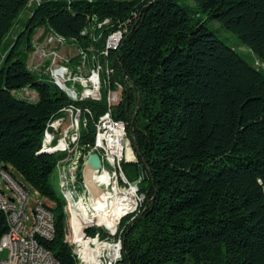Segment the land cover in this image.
<instances>
[{"label":"trees","instance_id":"1","mask_svg":"<svg viewBox=\"0 0 264 264\" xmlns=\"http://www.w3.org/2000/svg\"><path fill=\"white\" fill-rule=\"evenodd\" d=\"M27 1L0 0V43L21 8L31 7L0 55V165L53 201L54 233L39 242L58 264H77L64 240V198L49 182L64 152H42L41 135L64 106H87L80 146L89 148L105 102L70 99L26 58L39 26L38 39L54 33L87 45L91 56V43L101 47L118 21L126 31L107 59L123 97L112 114L125 122L135 153L122 161L126 176L136 179L140 164L145 172L138 211L119 220L116 264H264V72L199 16L218 20L264 65V0H193L194 10L177 0ZM23 39L26 49L18 51ZM76 227L79 238L101 233ZM5 230L0 210V235Z\"/></svg>","mask_w":264,"mask_h":264},{"label":"built area","instance_id":"2","mask_svg":"<svg viewBox=\"0 0 264 264\" xmlns=\"http://www.w3.org/2000/svg\"><path fill=\"white\" fill-rule=\"evenodd\" d=\"M30 2L28 0L27 5ZM125 31L126 22L118 21L106 33L103 45L96 47L95 56H87V45L55 43L54 60L48 64L49 75L67 85L75 96L93 100L103 97L105 102L104 110L93 119L97 141L95 145L89 146V153L95 151L98 155L99 167L90 171L84 184L103 205L101 237L98 241L99 258L94 264L117 263L121 250L119 220L128 213L135 214L143 198L134 182L138 177L129 179L123 172L122 161L132 160L134 156L125 122L112 114L115 104L122 100L123 85L113 76L114 68L109 64L107 56L118 46ZM95 38L93 34L92 40ZM70 47H77V57L72 60L71 68H64L63 59L68 58L66 54ZM32 64L33 53L29 51L26 65ZM87 116H91L87 106L74 107L68 104L56 119L57 132L61 139L69 143V150L80 139V127L85 124ZM62 161H67V153L57 160V167L60 168ZM94 187L97 191H94ZM36 195L40 194L35 188H32L30 195L27 187L15 178L8 167L0 165V210L6 221V230L0 235V251L5 249L0 264H58L51 251L39 242V238L52 237L54 224L50 205ZM108 197H115L119 201V209L107 206ZM27 207L31 213L30 218L26 212ZM63 211L64 240L70 244L78 239L76 216L79 212L69 209Z\"/></svg>","mask_w":264,"mask_h":264},{"label":"bare ground","instance_id":"3","mask_svg":"<svg viewBox=\"0 0 264 264\" xmlns=\"http://www.w3.org/2000/svg\"><path fill=\"white\" fill-rule=\"evenodd\" d=\"M106 23H108V19H104L102 23L100 22V24L98 23V26H100L101 24H106ZM82 34H84V32H82ZM92 37L93 35L91 34V38ZM57 38H58L57 44H62V43L67 42L63 38H60L59 36H57ZM33 46H34V43H33ZM47 46L48 45L46 44L44 48L47 49L49 47ZM79 46H81V44ZM96 47H93L92 43L89 46L88 49L92 51L91 56H95ZM49 48H51L50 52L44 55V57H46L45 59L43 58L44 60H47V65L44 68L43 72H45L50 77V79L63 92L66 93V95L70 99L72 100L84 99L82 97L75 96L73 91H70L67 88V85H65L63 82L58 81L55 77L49 75L48 64H49V61L54 60L53 48L52 47H49ZM36 49L37 48L34 46V51ZM73 50L76 53L74 55L75 57L77 56V47H73ZM87 51L88 50L86 49V54L87 56H89ZM73 59L71 57L64 58L63 59L64 68H71ZM38 68H41V67H38ZM74 107H80V106L75 105ZM56 119L57 118L53 119L51 122L47 124L43 137H42L40 150L42 152H49L51 150H54V151H61V152L67 153V161H62L60 168L57 167L56 165L60 194H62L64 201H65L64 209H69L72 211L79 212L76 216V226H79L80 224H86L88 226H95L101 229L102 220H103V205L101 201L99 200V198L96 197L91 191L87 190L86 187L84 186L86 179L90 176V171L88 169L85 170L83 168V162L86 158V155L89 153V148L83 149L80 146V139H79L77 143H73V145L71 146V149L69 150V143L61 139L60 135L57 132V129L55 126ZM96 141H97V132L95 131V143ZM91 188L93 187L91 186ZM94 191H97L96 187H94ZM74 195H75V198H74ZM107 206L112 209H119V201H117L115 197H108ZM76 231H77V227H76ZM100 237H101V233L96 232L93 236L79 238V233H78V239H74L72 243H70L72 244V251L77 259V264L79 263L80 264H94V262H98V258H99L98 241L100 240Z\"/></svg>","mask_w":264,"mask_h":264},{"label":"rangeland","instance_id":"4","mask_svg":"<svg viewBox=\"0 0 264 264\" xmlns=\"http://www.w3.org/2000/svg\"><path fill=\"white\" fill-rule=\"evenodd\" d=\"M35 1H37V0H31L30 4H28V5H31V4L35 3ZM177 1L181 2L182 4H184L186 6H188V8L190 10H194L195 9L193 0H177ZM30 8L31 7L24 6L19 11L16 23H14L10 27V29L7 32L6 36L2 39V41L0 43V55H1L2 51H3V49H4L5 44L7 43V40L9 38H12L18 32V30L22 27V24L25 21ZM199 16H200V18L204 19L203 21H204L205 26L207 28H209L210 30H212L214 32V34L218 38H220L226 44L232 46L246 61L252 62L256 67L261 68L262 71L264 72V65L262 63L258 62V58L256 57V55L246 45L241 43L237 39V37L235 36V34L233 32H231L230 30L226 29L223 25H221V23L218 20L212 19V18H205V14L203 12H200ZM42 28H43L42 26L37 27L35 29V31L33 32V34H32V37L33 38L35 37L34 38L35 39L34 46L37 49L34 52H32L33 53V64L28 66V68L30 70H35L36 71V70H40V68H38V67H41V68H45L46 67L47 64L45 65V63L47 62V60H44L46 58V57H44V55L49 53L50 50H51V48H49V47L53 48V45L55 43L57 44V41H58L57 36L54 35L53 33H46V35L43 37V39H41V40L38 39V36L40 35V33H42ZM48 43H50V46L48 45ZM46 44L49 46V47L47 46L48 47L47 49L44 48ZM62 44H70V43L65 42V43H62ZM66 48H68V47H66ZM66 48H64L65 52H67ZM25 49H26L25 41L23 39L20 42V44L18 45V51H25ZM75 54L76 53L74 52L73 47H70L69 48V52L66 55H68V58H70V57L72 58V57H74ZM73 60H75V59H73ZM25 89H26L25 91L33 92V94L35 95V91H34V89L31 86H27V87H25ZM131 148H132V146H131ZM132 152H133V156H134L132 160H135V153L133 151V148H132ZM123 161H125V160H123ZM129 165L132 166V168H133V164H129ZM8 168L18 180H20L23 184H25V186L27 187V189L29 191V194L31 195L32 187L28 183H26L23 180V178L21 177V175L16 170H14L11 166H8ZM122 169H123L124 174L126 175L127 169H125V168H122ZM49 182H50L52 188L56 192L60 193L59 181H58V173H57V170L55 169V167H54L52 173L49 176ZM5 192L10 194V192H8L7 190H5ZM36 197L40 198L42 201H44L45 203H47L49 205L53 204V201L50 198L46 197V196L36 195ZM74 198H75V195H74ZM142 200H143V198H142ZM26 212H27L28 217L30 218L31 217V213L29 212V208L28 207L26 208ZM133 214L134 213H131V218L133 217ZM4 255H5V249L0 251V257H3Z\"/></svg>","mask_w":264,"mask_h":264},{"label":"water","instance_id":"5","mask_svg":"<svg viewBox=\"0 0 264 264\" xmlns=\"http://www.w3.org/2000/svg\"><path fill=\"white\" fill-rule=\"evenodd\" d=\"M49 152H54V150H51ZM98 167H99V158H98L97 153L95 151L88 153L86 155L84 162H83V168L85 170L88 169L89 171H91L93 169H97ZM144 172H145V168L142 164H140L138 166V179L134 180L135 183H138L141 175H143Z\"/></svg>","mask_w":264,"mask_h":264},{"label":"crops","instance_id":"6","mask_svg":"<svg viewBox=\"0 0 264 264\" xmlns=\"http://www.w3.org/2000/svg\"><path fill=\"white\" fill-rule=\"evenodd\" d=\"M48 45L50 46V43H48Z\"/></svg>","mask_w":264,"mask_h":264}]
</instances>
